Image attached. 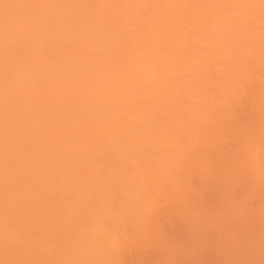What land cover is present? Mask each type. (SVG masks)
I'll return each instance as SVG.
<instances>
[{
    "label": "rangeland",
    "instance_id": "rangeland-1",
    "mask_svg": "<svg viewBox=\"0 0 264 264\" xmlns=\"http://www.w3.org/2000/svg\"><path fill=\"white\" fill-rule=\"evenodd\" d=\"M27 1L0 3V231L38 237L43 225L56 237L75 223L84 233L55 256L20 254L4 264H133L125 253L101 250L91 239L96 229L122 233L121 221L138 213L146 188L157 190L162 159L169 175L183 183L187 161L181 153L193 147L189 130L204 132L190 119L192 113L209 104L218 113L239 106L244 135L246 129L256 130L248 140L259 148L264 131V15L250 20L241 9L219 0H192L183 9L166 11L145 0H58L55 5L52 0L45 9L40 5L45 11L39 13L38 4L45 1L34 0L37 7ZM107 2L113 6L105 7ZM120 3L119 12L107 10ZM30 18L36 21L29 26ZM38 24L50 27L43 26L46 32L56 27V35L47 38L41 31L44 41ZM78 33L87 37V42L80 40L90 42L86 46L93 52L79 42ZM142 34L151 39L144 43ZM133 38L143 43L128 45ZM144 54L151 59L142 63L138 56L144 59ZM136 57L142 64L136 65ZM87 61L100 64L92 68ZM95 69L105 74L104 82L94 79ZM93 79L105 83L99 81L105 87H97L105 90V98L92 95ZM207 264L216 261L210 258Z\"/></svg>",
    "mask_w": 264,
    "mask_h": 264
},
{
    "label": "clouds",
    "instance_id": "clouds-1",
    "mask_svg": "<svg viewBox=\"0 0 264 264\" xmlns=\"http://www.w3.org/2000/svg\"><path fill=\"white\" fill-rule=\"evenodd\" d=\"M3 0H0L2 3ZM179 7L192 0H145ZM242 10L250 20L264 15V0H219ZM239 106L218 113L208 107L190 115L204 129L189 130L191 153H181L187 161L182 184L167 171L166 158L160 162L159 186L146 188L137 214L121 221L122 233L96 229L91 245L101 250L125 253L133 264H264V200H261L256 153L252 144L238 163L232 149L244 135ZM215 142L228 144L213 151ZM84 228L70 223L63 234L52 237L41 225V235L0 231V264L14 261L20 254L30 257L55 256L81 239Z\"/></svg>",
    "mask_w": 264,
    "mask_h": 264
},
{
    "label": "bare ground",
    "instance_id": "bare-ground-1",
    "mask_svg": "<svg viewBox=\"0 0 264 264\" xmlns=\"http://www.w3.org/2000/svg\"><path fill=\"white\" fill-rule=\"evenodd\" d=\"M6 1H7V0H6ZM25 1H27V0H25ZM29 1H30V0H29ZM35 1H36V0H35ZM35 1L33 0L32 3L34 4ZM43 1H45L46 4H44L45 2H43V3L40 2L39 4L37 3V4H38V7H40V10L37 11L38 13H39V12L41 11V9H42V7H41L42 5H41V4L44 5L43 8L45 9V8H47V6H46L47 4L52 5V4L54 3V5H55V2H56V1H57L56 3H59V2H60V0H59V2H58V0H53V3H52V0H51V2H48V1H50V0H43ZM61 1H63V0H61ZM70 1L72 2V1H75V0H70ZM70 1H69V2L66 1V2L71 3ZM87 1H88V0H87ZM93 1H94V0H92V2H93ZM97 1H98V0H97ZM112 1H113V0H112ZM116 1H117V0H115V1H114L115 3H114V2H113V3L116 4V3H117ZM119 1H120V0H119ZM18 2H19V1H18ZM27 2H28V1H27ZM47 2H48V3H47ZM63 2L65 3V0H64ZM99 2H100V1H99ZM51 3H52V4H51ZM68 3H67V5H68ZM73 3L77 5V4L80 3V2H78V3L73 2ZM90 3H91V2H90ZM90 3H89V4H90ZM100 3H102V2H100ZM60 4H62V3L60 2ZM107 4H108V5H106V4L104 3L105 7H109V6L111 7V6H113V5H111L112 3L109 4V2H107ZM40 5H41V6H40ZM87 5H88V4H87ZM87 5H86V6H87ZM91 5H92V4H91ZM102 5H103V4H102ZM104 5H103V7H104ZM121 5H122L121 3L118 4L119 7L116 6L115 10H113L114 8H113V9H110V8H109V9H107V10H108V11L112 10V11H114V13L119 12V10L117 11V8H118V9H123L122 7L124 6V4H123L122 7H121ZM35 6H36V3H35ZM45 6H46V7H45ZM60 6L62 7V5H60ZM71 6H73V4H72ZM71 6L68 5V7H69V9H70V12L73 13V12H75V11H71ZM81 6H84V4H82ZM97 6H98V5H97ZM97 6H96V7H97ZM99 6H100V5H99ZM114 6H115V5H114ZM26 7H27V6H26ZM28 7H29V6H28ZM30 7H31V6H30ZM36 7H37V6H36ZM56 7H57V6H56ZM75 7H76V6H75ZM75 7H74V8H75ZM88 7H89V6H88ZM167 7H168V10H170V8H171V9L173 8V7H170V6H165V7H164V6L161 7V5L159 6V8H162V11H166V10H164V9H167ZM62 8H63V7H62ZM77 8H78V7H77ZM83 8H84V7H83ZM86 8H87V7H86ZM90 8H91V7H90ZM176 8H178L179 10H180V9H183V7H180V6H179V7H176ZM37 9H38V8H36V10H37ZM49 9H52V7H49ZM55 9H57V8H55ZM55 9H53V10H55ZM58 9H59V8H58ZM64 9H65V8H63V12H62V14L64 13L63 16L65 15ZM80 9H81V8H80ZM93 9H94V8H93ZM101 9H102V8H101ZM103 9H104V8H103ZM178 9H177V10H178ZM33 10H34V9H32V11H33ZM42 10H43V9H42ZM61 10H62V9L60 8V11H61ZM81 10H82V9H81ZM87 10H88V9H87ZM96 10H97L96 13H98V9H96ZM99 10H100V9H99ZM160 10H161V9H160ZM34 11H35V10H34ZM43 11H45V10H43ZM66 11H69V10L66 9ZM76 11H78V9H76ZM79 11H80V10H79ZM92 11H93V10H92ZM108 11H107V12H108ZM115 11H116V12H115ZM123 11H124V10L120 11V13H122ZM35 12H36V11H35ZM37 12H36V13H37ZM58 12H59V11H58ZM94 12H95V11H93V13H94ZM101 12H102V10H101ZM101 12H100V13H101ZM104 12H105V10H104ZM26 13H27V14H28V13L31 14L32 12H28V11H27ZM33 13H34V12H33ZM56 13H57V12H56ZM93 13L91 12V14H93ZM27 14H26V15H27ZM62 14H59V13H58L57 15H62ZM88 14H89V13H88ZM94 14H95V13H94ZM22 15H23V14H22ZM22 15H21V16H22ZM26 15H25V16H26ZM31 15H32V14H31ZM55 15H56V14H55ZM55 15H54V16H55ZM73 15H74V14H73ZM73 15H72V16H73ZM76 15H77V14H76ZM89 15H90V14H89ZM95 15H97V14H95ZM99 15H100V14H98V16H99ZM102 15H104V14H102ZM117 15H118V14H117ZM19 16H20V15H19ZM21 16H20V19H23ZM28 16H29V15H28ZM33 16H34V15H33ZM54 16H53V17H54ZM74 16H75V15H74ZM90 16H91V15H90ZM16 17H17V16H16ZM23 17H24V16H23ZM26 17H27V16H26ZM50 17H51V15H50ZM58 17H59V16H58ZM101 17H103V16H101ZM101 17H99V18H101ZM60 18H61V17H60ZM92 18H93V17H92ZM94 18H95V17H94ZM94 18H93V19H94ZM96 18H97V16H96ZM152 18H153V17H152ZM27 19H29V18H27ZM32 19H33V21H36V20H34V18H32ZM32 19L30 18V20H28L27 23H28L29 21L31 22ZM54 20H55V18H54ZM94 20H95V19H94ZM24 21H25V20H24ZM60 21H61V20H60ZM16 22H17V21H14V20H13V23H16ZM22 22H23V21H22ZM25 22H26V21H25ZM49 22H50V21H48L47 23H49ZM55 22H56V21H55ZM95 22L97 23V21H95ZM44 23H45L47 26H49L46 22H43V24H44ZM52 23H54V22H52ZM58 23H59V20H58ZM58 23H57V25H58ZM62 23H63V22H62ZM151 23L153 24V21H152ZM17 24H19V22H17ZM17 24H15V25H17ZM60 24H61V23H60ZM60 24H59V25H60ZM66 24H67V23H66ZM83 24H84V23H83ZM171 24H173V23H171ZM20 25H21V24H20ZM28 25H29V23H28ZM38 25H39V24H38ZM38 25H37V32H38V30H39L38 27L40 28L41 26H42V27L44 26V25H41V24H40L39 26H38ZM46 25H45L44 27H45L46 29H49L50 27H46ZM52 25H53V24H52ZM55 25H56V24H55ZM55 25H54V26H55ZM62 25H63V24H62ZM150 25H151V24H150ZM13 26H14V24H13ZM29 26H30V25H29ZM50 26H51V25H50ZM54 26H53V27H54ZM66 26H68V25H66ZM79 26H80V28H82V27L84 28V27H86V26L89 27V25H79ZM81 26H82V27H81ZM92 26H93V25H92ZM151 26H152V25H151ZM170 26H171V25H170ZM170 26H169V29H170ZM17 27L19 28L20 26L18 25ZM22 27H23V25H22ZM24 27H27V26L25 25ZM31 27H32V25H31ZM44 27L42 28L43 30L40 29V33H42L41 31H44V30H45ZM61 27H62V26H61ZM87 27H86L85 29H88ZM90 27H91V26H90ZM90 27H89V28H90ZM54 28H56V27H54ZM54 28H53V29H54ZM57 28H59V27H57ZM65 28H66V27H65ZM83 28H82V29H83ZM95 28H96V27H95ZM98 28H99V26H98ZM53 29L50 30L51 33L53 32V35L50 33L49 30H48V32H46V30H45V33H46V37H47V38H48L49 35H50L51 37H54L55 32H57V31H55V30H57V29H54V30H53ZM78 29H79V27H78L76 30H78ZM91 29H92V28H91ZM52 30H53V31H52ZM83 30H84V29H83ZM54 31H55V32H54ZM69 31H71L70 28H69ZM58 32H61V29H60V31L58 30ZM64 32H65V31H64ZM71 32H74V28H72V31H71ZM81 32H82V31H81ZM84 32H85L84 34H86L87 30L84 31ZM100 32H101V31H100ZM102 32H103V31H102ZM102 32H101V33H102ZM148 32H149V31H148ZM148 32H146V33H144V34H147ZM168 32H169V31H168ZM40 33H37V34H40ZM45 33H42V34H41V35H43L44 38L41 37L40 35H38V36L40 37V39L43 38L44 41H46ZM66 33H67V31H66ZM91 33H92V32H91ZM58 34H59V33H58ZM61 34H64V33L62 32ZM79 34H80V33H78V35H79ZM97 34H98V32H97ZM144 34H142L141 37H142V41L145 40L144 43H146V42H147L149 39H151V38L148 37V39H147V41H146V38H147V37H146V35H144ZM47 35H48V36H47ZM55 35H56V34H55ZM68 35L71 36L70 34H68ZM72 35H73V34H72ZM106 35H107V34H106ZM106 35H105V37H106ZM148 35H149V34H148ZM50 36H49V38H50ZM57 36H58V35H57ZM57 36H55V37H57ZM59 36L61 37L62 35H59ZM66 36H67V35H66ZM80 36H81V34H80L79 37H78V38H79V42L83 43V40H84V41L86 40V42H87V39H85V38H87V37H85V35H84V37L81 36V38H83V40H82V39L80 40ZM86 36H87V35H86ZM102 36H103V35H102ZM144 36H145V39H144ZM64 37H65V35H64ZM110 37H112V36H110ZM141 37H140V38H141ZM57 38H58V37H57ZM89 38L91 39V35L89 36ZM89 38H88V40H89ZM92 38H93V37H92ZM96 38H97V37H96ZM33 39H34V38H33ZM33 39H31L30 41H32ZM93 39H94V38H93ZM93 39H92V40H93ZM107 39H109V38L107 37ZM107 39H105V40H107ZM111 39H112V38H111ZM111 39H110V40H111ZM113 39H115V38H113ZM133 39H134V38H133ZM94 40H95V39H94ZM103 40H104V39H103ZM105 40H104V41H105ZM119 40H120V39H119ZM125 40H126V39H125ZM125 40H123V42H127V41H128V39H127V41H125ZM135 40H138L136 43H139V44H140V42H142V41H140L141 39H134V40H131V43L128 41V42H127L128 45H130V46L135 45V44H133V41L135 42ZM89 41H90V40H89ZM108 41H109V40H108ZM108 41H106V42H108ZM111 41H114V40H111ZM33 42H36V40L34 39ZM91 42H92V41H91ZM95 42H96V41H95ZM97 42H98V41H97ZM101 42H103V41L101 40ZM106 42H105V43H106ZM116 42H117V41H115V43H116ZM37 43H38V42H37ZM41 43H43V40H42ZM89 43H90V42H89ZM89 43H88V44H89ZM92 43H93V42H92ZM110 43H111V42H110ZM112 43H113V42H112ZM127 43H125V45H126ZM142 43H143V42H142ZM83 44L85 45V47H87L86 45H88V44H85V42H84ZM90 44H91V43H90ZM131 44H132V45H131ZM93 45H94V44H93ZM93 45H92V47H93ZM95 45H96V44H95ZM101 45H103V44L101 43ZM109 45H110V44H109ZM112 45H113V44H112ZM114 45H115V44H114ZM125 45H124V46H125ZM128 45H127L126 51H127V49L130 47V46L128 47ZM137 45H138V44H137ZM106 46H107V45H106ZM120 46H123V44L120 45ZM98 47H99V46H98ZM101 47H103V46H101ZM125 47H126V46H125ZM125 47H124V48H125ZM132 47H134V46H132ZM87 48H89V47H87ZM113 48H114V47H113ZM122 48H123V47H122ZM124 48H123V49H124ZM130 48H131V47H130ZM89 49H90V48H89ZM91 49H92V48H91ZM91 49H90V50H91ZM95 49H96V48H95ZM95 49H94V50H95ZM99 49H100V47H99ZM99 49H97L96 51H100ZM102 49H103V48H101V50H102ZM104 49H105V47H104ZM118 49H119V48L117 47L116 50H118ZM132 49H134V48H132ZM132 49H131V50H132ZM108 50H109V49H108ZM111 50H112V49H111ZM119 50H120V49H119ZM124 50H125V49H124ZM149 50H150V49H149ZM103 51H104V50H103ZM132 51H133V50H132ZM136 51H137V53H138V50H136ZM92 52H93V49H92ZM104 52H105V51H104ZM104 52H103V54L105 55ZM120 52H121V51H120ZM124 52H125V51H124ZM94 53H95V51H94ZM110 53H112V52H110ZM127 53H128V51H127ZM133 53H134V51H133ZM148 53H149L150 55L152 54L151 51H150V52H147V51H146V54H148ZM119 54H120V53H118V55H119ZM146 54H144V57H146ZM98 55H99V54H97V57H96V58H98V57H102L101 55H100V56H98ZM112 55H113V54H112ZM131 55H132V53H131ZM91 56H92V57H91ZM91 56H90L89 58H92V59H93V58H94L93 55H91ZM94 56H95V55H94ZM105 56H106V55H105ZM105 56H103V57H105ZM124 56H127V55H124ZM137 56H138V55H137ZM120 57H121V56H120ZM138 57H140V61H141V58H142V60H143V61H141L142 63H145V61H144L145 59H147L146 61H148L149 59H151L150 56H148L149 58L146 57V58H144V59H143V57H142L141 55L138 56ZM138 57H136V60H137ZM83 58H84V57H82V59H80V60H83ZM122 58H123V57H122ZM126 58H127V57H126ZM130 58H131V57H130ZM98 59H99V58H98ZM98 59H96V60H98ZM104 59H105V58H104ZM104 59H102V60H104ZM128 59H129V57L127 58V60H128ZM93 60H94V59H93ZM93 60H92V61H93ZM124 60H126V59H124ZM136 60H135V61H136ZM117 61H119V60H117ZM122 61H123V59H122ZM140 61H139V58H138V61L135 62L136 65H138V64H142V63H139ZM81 62H82V61H81ZM93 62H94V61H93ZM93 62H92V63H89V61H87V64H89V65L92 64V65H91L92 68H93V67H96L98 64H100V63L97 62L98 64H96L95 66H93V65H94ZM99 62H100V61H99ZM127 62H128V65H129V64L135 65V64L131 63L130 61H127ZM127 62H125V63L127 64ZM129 62H130V63H129ZM132 62H134V57H133ZM137 62H138V63H137ZM83 63H84V62H83ZM85 63H86V61H85ZM85 63H84V64H85ZM95 63H96V61H95ZM87 64H86V65H87ZM102 64H104L102 68H105V64H107V62H106V63L104 62V63H102ZM102 64H101V65H102ZM263 67H264V66H263ZM102 68H101V69H102ZM99 69H100V68H99ZM101 69H100V70H101ZM95 70H96V69H95ZM95 70H94V71H95ZM100 70H98V69L96 70V71H97V76H96V74L94 75L96 78L93 76L94 73L92 74V76L94 77V79H96V80L101 79V80H102L103 75H104V77H105V74L102 75V72H101ZM94 71H93V72H94ZM96 71H95V72H96ZM104 71H105V69L103 70V72H104ZM99 72H101V74H100ZM98 74H99V76H98ZM93 77H92V78H93ZM101 77H102V78H101ZM94 79H93V82H92L93 84H92L91 86L95 85L96 87H95V86H94V87H95L96 89H95V91H94V94L92 93V95H93V96L95 95L94 97H96L97 95H99V97H101L102 95H105V94L103 93V92H105L104 89L101 90V89L97 88V87L99 86V84H100L99 81H101V80H99L98 82H96ZM104 79H105V78H104ZM102 81L104 82V80H102ZM102 81H101V84L103 83ZM98 83H99V84H98ZM96 84H97V85H96ZM101 84H100L99 87H105V86H101ZM103 84H105V83H103ZM263 86H264V84H263ZM91 88H92V87H90V89H91ZM93 89H94V88H93ZM93 89H92V91H93ZM97 90H98L100 93L97 92ZM103 90H104V91H103ZM92 91H90V92H92ZM102 91H103V92H102ZM95 92L98 93V94L96 95ZM101 93H103V94H101ZM97 97H98V96H97ZM102 98H105V96H102ZM248 126H249V125H248ZM246 128H247V126H246ZM245 132H246V134L244 135V137H245V143H246V144L244 143V145H242L243 143L241 144V142H239V141H241V140H239V141L237 142L238 147H237L236 149H232V151L235 153V157H236V159H235L234 162H236V163H238V162L240 161V159H242V158L244 157V155L246 154V146H247L248 144H250V143H249L250 140H248V136H249L248 134H249V132L252 133V134H256V133H257L256 130L253 131V130H251V129H249V130L246 129ZM261 136H262V137H261ZM260 137H261V139H259V140H260L259 148L257 147V145H256V147L258 148L259 151L262 152V153H261L262 156L260 155L261 158H259V157H258L259 155L257 154V153H259V152L256 153L255 167H256V171H257V173H258V180H259V182H260L259 185H258L259 188H260V191H261V196H260V198H261V200H264V131L262 132V134L260 135ZM254 144H255V143H254ZM225 146H226V148H228L229 145H228V144H225V143H221V144H220L219 142H218V143L215 142V143L213 144V149H212V150H213V151H222L223 149H226ZM192 150H193V147L190 148V149H188L187 153H191ZM259 160H261V161H259ZM260 162H261V163H260ZM186 164H187V162H186ZM261 222H263V220H261ZM261 225H263V227H264V222L261 223ZM262 229H264V228H262ZM119 264H120V263H119ZM122 264H123V262H122Z\"/></svg>",
    "mask_w": 264,
    "mask_h": 264
}]
</instances>
